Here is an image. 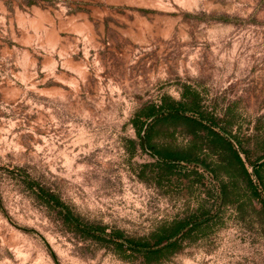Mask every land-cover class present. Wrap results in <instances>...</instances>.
<instances>
[{
  "label": "rangeland",
  "instance_id": "obj_1",
  "mask_svg": "<svg viewBox=\"0 0 264 264\" xmlns=\"http://www.w3.org/2000/svg\"><path fill=\"white\" fill-rule=\"evenodd\" d=\"M188 92L264 177V0H0V264H264V178L249 201L228 155L168 176L142 146L144 111ZM150 133L191 146L181 127ZM29 179L107 235L199 229L147 263L66 225Z\"/></svg>",
  "mask_w": 264,
  "mask_h": 264
},
{
  "label": "trees",
  "instance_id": "obj_2",
  "mask_svg": "<svg viewBox=\"0 0 264 264\" xmlns=\"http://www.w3.org/2000/svg\"><path fill=\"white\" fill-rule=\"evenodd\" d=\"M185 99V102L179 104H169L168 101H165L163 107L160 109L155 106L144 111L143 117H145L146 123L139 128L140 138L145 127L148 126L146 129L147 146L158 157L157 161L163 172L165 171L168 176L172 175L175 169L183 164H194L203 168H209L206 160L201 158L202 154L219 155L221 158H225L228 155L227 161L230 166L234 168L240 167L241 169L240 171H227L229 177L237 181L242 179L248 183V190L252 192L249 201H252L254 198L259 199L261 193L258 186L254 183L253 175L260 181H263L264 177L258 167H253L254 174L252 175L242 155L233 146L232 141L226 137V134L216 130L217 123L207 119L203 114L196 111L199 108V95L197 93L188 92L185 95ZM150 120L153 121L150 122ZM161 122H165L175 129L178 127L183 128L184 133L191 138L190 148L180 151L173 147L157 148L151 145L152 137L150 132ZM132 145L135 146V143L132 142ZM28 185L45 206L58 210L63 222L78 233L98 241H104L106 237H109L110 242L115 244L118 252L123 254L127 252L139 254L147 263L164 260L169 255L177 252L180 248L179 238L196 232L200 225V223L191 220L175 221L169 227L163 228L157 235H154L153 242L149 240L127 239L120 231L107 235L105 227L83 222L60 197L44 186L31 179H29ZM221 192V201L225 205L230 201L228 200L227 186L224 183L221 187Z\"/></svg>",
  "mask_w": 264,
  "mask_h": 264
},
{
  "label": "water",
  "instance_id": "obj_3",
  "mask_svg": "<svg viewBox=\"0 0 264 264\" xmlns=\"http://www.w3.org/2000/svg\"><path fill=\"white\" fill-rule=\"evenodd\" d=\"M153 120H150V122H152ZM148 126L145 127V130L142 132L141 134V141H142V146L143 148L153 157L155 158L156 160H158V157L152 152L149 150L148 146H147V140H146V129H147Z\"/></svg>",
  "mask_w": 264,
  "mask_h": 264
}]
</instances>
